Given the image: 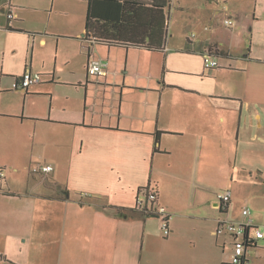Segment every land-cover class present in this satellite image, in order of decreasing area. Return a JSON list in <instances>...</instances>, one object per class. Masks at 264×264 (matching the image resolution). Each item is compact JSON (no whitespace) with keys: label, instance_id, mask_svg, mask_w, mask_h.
Returning <instances> with one entry per match:
<instances>
[{"label":"crops","instance_id":"obj_1","mask_svg":"<svg viewBox=\"0 0 264 264\" xmlns=\"http://www.w3.org/2000/svg\"><path fill=\"white\" fill-rule=\"evenodd\" d=\"M15 1L0 0V264H228L218 221L251 208L264 224V169L227 174V214L214 188L230 167L220 150L241 149L233 115L264 120V0H220L235 17L225 13L234 25L222 34L198 1L185 18L195 35L167 39L163 53L90 43L86 17L61 25L52 10L33 24ZM210 48L219 68L204 64ZM93 61L106 75L88 74ZM27 73L42 82L15 90ZM148 186L173 215L167 238L136 210ZM246 257L264 264V240Z\"/></svg>","mask_w":264,"mask_h":264},{"label":"rangeland","instance_id":"obj_2","mask_svg":"<svg viewBox=\"0 0 264 264\" xmlns=\"http://www.w3.org/2000/svg\"><path fill=\"white\" fill-rule=\"evenodd\" d=\"M198 1H201L205 5L207 13L212 14V25L218 26L221 34L227 32L223 23L226 18L225 13L228 12L229 15L231 14L232 19L235 20L231 9L226 5L227 9L224 10L225 3L220 2V0H215L221 3L219 6L216 3H210V0H173V10L169 12L168 40L170 43H174L182 35H188L189 37H192L193 34L195 35L193 30L188 29L185 18L186 16H195L198 14V10L193 9ZM246 2L249 4L252 3L253 0H244V3ZM15 3L16 5H13L18 8L17 11L24 13V20L27 19L28 22L33 24L37 23L39 20L43 21L47 19L48 13L52 10L54 12L53 20L59 22L61 25H65L71 21H80L82 24L85 21L87 12V0H16ZM179 3L187 5L190 11L186 12L185 10H179ZM233 7L236 9V6ZM215 10L221 11V14L219 16H214ZM230 131L234 139L233 142H235L237 135H240L241 149L237 150V144L234 143L232 145V150H220V152L225 155V162L227 161V153L230 155V167L227 171L222 173L225 175L222 181H219L217 177L215 178L214 188L216 192L227 191L229 183L231 185V181L226 178L227 174L237 175L243 174L244 171H252L258 176V173L264 169V120L260 121L257 116L252 117L247 113L244 119L240 120V113L238 112L233 115ZM218 152L219 150H215L216 164L218 161ZM235 158H238L236 164ZM255 203L257 211L264 208V199L262 197L256 198ZM251 210L254 212L253 209ZM212 212L214 211L209 210V213ZM196 224H199V226H207L206 223L203 224L199 221H196ZM259 225L261 230L264 231V224L261 222Z\"/></svg>","mask_w":264,"mask_h":264},{"label":"trees","instance_id":"obj_3","mask_svg":"<svg viewBox=\"0 0 264 264\" xmlns=\"http://www.w3.org/2000/svg\"><path fill=\"white\" fill-rule=\"evenodd\" d=\"M172 6L173 0H88L86 40L108 47L166 52ZM228 209L221 213L227 214Z\"/></svg>","mask_w":264,"mask_h":264},{"label":"built area","instance_id":"obj_4","mask_svg":"<svg viewBox=\"0 0 264 264\" xmlns=\"http://www.w3.org/2000/svg\"><path fill=\"white\" fill-rule=\"evenodd\" d=\"M7 17L9 20H14L16 15L11 8H8ZM225 25L230 27L234 25V22L230 19L224 21ZM204 64L206 68L213 69L219 68L220 64L218 59L214 56L213 52L206 51L204 54ZM107 64L102 61H93L88 66V74L90 76L100 77L106 75ZM42 82V76L40 74H25L19 82H16L13 87L15 90L31 87ZM53 168L50 166L43 167L44 172H49ZM2 176V172H0ZM158 191L148 186L140 190L138 198L136 200V210L145 215H156L160 220V229L164 237H169L172 233L170 222L173 215L158 202ZM218 203L217 208L222 212L227 210L232 194L230 191L220 192L217 196ZM243 216L245 220L243 222H235L228 219L221 218L218 221V226L215 231L217 236L228 235L232 239L233 253L231 255L228 264H251L246 257L247 250L253 247L256 242L264 240V231L260 226L255 224L252 218V211L250 208H244Z\"/></svg>","mask_w":264,"mask_h":264},{"label":"water","instance_id":"obj_5","mask_svg":"<svg viewBox=\"0 0 264 264\" xmlns=\"http://www.w3.org/2000/svg\"><path fill=\"white\" fill-rule=\"evenodd\" d=\"M154 217V216H153Z\"/></svg>","mask_w":264,"mask_h":264}]
</instances>
